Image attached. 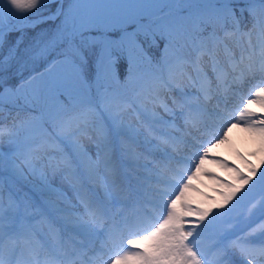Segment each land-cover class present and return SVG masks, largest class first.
I'll list each match as a JSON object with an SVG mask.
<instances>
[{"label": "snow or ice", "instance_id": "obj_1", "mask_svg": "<svg viewBox=\"0 0 264 264\" xmlns=\"http://www.w3.org/2000/svg\"><path fill=\"white\" fill-rule=\"evenodd\" d=\"M37 104L0 123V264H264V0H0V112Z\"/></svg>", "mask_w": 264, "mask_h": 264}, {"label": "rangeland", "instance_id": "obj_2", "mask_svg": "<svg viewBox=\"0 0 264 264\" xmlns=\"http://www.w3.org/2000/svg\"><path fill=\"white\" fill-rule=\"evenodd\" d=\"M39 108H40V112L36 113V117L40 118L41 116H43L44 118H46L47 113L38 104V109ZM93 114H94V116H96V118L100 122L99 116L97 115V113L94 112ZM33 126H35V125H33ZM250 148H251V145L246 144V142L244 140V134L238 130L233 129L232 132L229 133V143H226V144L218 147L215 150V154H216L217 159H223L224 161H226L230 164H238L236 152L238 151V152H241V153H244L245 155H247ZM212 155H213V153H210V156H212ZM247 159H249L253 165H257L260 162L259 158L255 157V156L248 155ZM205 167L210 172H212L213 174L219 175L221 179H223V180L229 179L228 173L225 170L221 169L219 167V165H214V164L209 163V164H206ZM261 170H264V168H262ZM57 182L60 183V181H57ZM194 184H195V186L200 187L201 191L206 193L207 196H210L213 199L216 198L217 193L215 191H213V188L215 187L214 182L209 180L207 177H202L199 182H194ZM63 187L67 188L68 185L65 183L63 185ZM260 189L261 188L258 187L256 189V192L253 194L257 200L259 199V195L261 192ZM69 191H70V189H69ZM245 203H247V202H245ZM242 210H243V206H242ZM246 224H247V220L242 218L240 226L244 227Z\"/></svg>", "mask_w": 264, "mask_h": 264}, {"label": "trees", "instance_id": "obj_3", "mask_svg": "<svg viewBox=\"0 0 264 264\" xmlns=\"http://www.w3.org/2000/svg\"><path fill=\"white\" fill-rule=\"evenodd\" d=\"M38 104L35 106H25L24 110L20 108H14L13 106H6L2 112H0V123L4 125H8L12 122L13 117H18L19 119H25L26 117H36V113L40 112V108L38 109ZM37 110V111H36ZM99 116V120L92 115V118L98 121L99 123H103L106 119L107 114L102 112H95Z\"/></svg>", "mask_w": 264, "mask_h": 264}, {"label": "bare ground", "instance_id": "obj_4", "mask_svg": "<svg viewBox=\"0 0 264 264\" xmlns=\"http://www.w3.org/2000/svg\"><path fill=\"white\" fill-rule=\"evenodd\" d=\"M235 130H237V129H235Z\"/></svg>", "mask_w": 264, "mask_h": 264}]
</instances>
